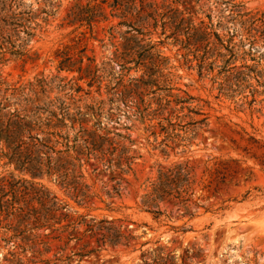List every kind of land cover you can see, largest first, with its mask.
I'll use <instances>...</instances> for the list:
<instances>
[{
  "label": "rangeland",
  "instance_id": "obj_1",
  "mask_svg": "<svg viewBox=\"0 0 264 264\" xmlns=\"http://www.w3.org/2000/svg\"><path fill=\"white\" fill-rule=\"evenodd\" d=\"M90 1L54 0L57 13L47 24L39 21L27 55L0 57V104L4 113L19 111L21 124L36 128L68 124L72 136L82 128L130 136L133 171L95 172L92 161L84 169L91 198L81 202L56 175L34 177L0 153V200L11 208L41 210L46 188L48 207L63 204L69 222L123 219L131 222L135 240L103 247L94 242L96 251L85 254L90 250H81L89 242L85 227L73 232L62 228L68 222L53 219L33 230L0 203V264H264V0H153L161 8L139 17L132 13L131 26L125 7L108 4L106 17L95 10L93 29L79 19L70 24L72 10L97 3ZM26 2L39 7L36 0ZM172 9L207 27L211 36L190 42V25L172 24ZM142 23L155 26L151 36L143 37ZM133 34L137 38L131 40ZM131 47L140 58L161 61L176 94L196 99L194 106L205 116H194L208 118L209 126H200L193 144H171L163 153L164 135L155 138L150 129L157 121L143 122L114 101L117 80L109 74L121 72L112 62ZM83 49L104 68L100 80L80 81L77 71L60 70L65 53L75 61ZM88 64L85 58L84 67ZM239 72H245L242 81ZM126 75L127 81L142 71ZM78 86L83 90L76 92ZM0 150L7 152L4 139ZM184 161L192 163L200 181L190 214L164 203V215L155 219L144 211L142 197L161 166Z\"/></svg>",
  "mask_w": 264,
  "mask_h": 264
},
{
  "label": "trees",
  "instance_id": "obj_2",
  "mask_svg": "<svg viewBox=\"0 0 264 264\" xmlns=\"http://www.w3.org/2000/svg\"><path fill=\"white\" fill-rule=\"evenodd\" d=\"M39 7L35 8L33 3L26 0H0V57L4 60L7 55L23 57L27 55L26 47L32 38L36 37L35 31L41 28L42 23L47 24L51 17H54L57 10L54 8V0H36ZM97 2L96 5L87 7L77 5L69 14L74 23L79 19L82 23L93 29L96 23L95 10L100 8V16L106 17L105 5H110L113 9L119 6L125 7V19L130 21V26L135 25L132 13L141 16L147 9L161 8L153 0H91ZM165 7V6H164ZM170 8V6H168ZM166 6V8H168ZM174 15L169 19L178 22V25L188 24L189 41L201 44L207 41L211 32L207 27L195 25L191 17H186L185 13L172 9ZM169 25H172L168 23ZM156 25H158L156 23ZM144 36H151V27L154 25L141 24ZM137 38L133 34L131 40ZM86 49L81 51V58L73 60L69 53L64 54V60L60 64L61 71H77L81 74L80 81L85 78L100 80L104 68L96 65V60L87 56ZM87 58L89 64L84 67V59ZM120 65L121 74L113 75L117 80V87L113 93L114 101L124 104L126 108L135 111L141 121H157L150 126L152 135H164V140L160 143L162 152L167 154L168 149H173V145H183L187 147L193 144V140L198 134L200 126L207 124L208 118L196 120L195 116H205V114L194 106L196 99L186 94L180 96L176 94L172 87V80L165 74L159 59L153 57L140 58L134 48H125L124 52L114 62ZM204 63V62H203ZM204 65V64H201ZM117 67V66H116ZM115 70V68L112 67ZM136 69L142 71L140 77H132L126 81V74ZM257 75H263V71ZM245 72L236 74L237 80L242 81ZM230 78V76H228ZM43 83V82H42ZM44 85H46L44 81ZM44 85H41L43 88ZM91 86V84H89ZM78 86L77 91H82ZM154 95V96H152ZM152 96V97H150ZM150 99L147 100L146 98ZM0 104V139H4L7 152L0 150V153L15 163L20 170L30 172L34 177L56 175L60 185L72 191L81 202L91 198L90 186L86 183L84 169L92 161L94 171L119 172L125 175L133 171V159L130 155L131 144L130 136L121 133L100 130H89L82 128L74 136L70 133L68 124H41L36 128L29 124H21L22 118L19 111L4 113L6 110ZM195 115V116H194ZM133 117V116H132ZM64 122L63 119L59 120ZM74 125V124H73ZM36 132V135L33 133ZM101 132V133H100ZM28 135V137L26 136ZM27 137V140L24 139ZM124 179L117 182L119 187L114 188L119 194L120 186ZM200 181L196 168L190 161L176 162L169 166H161L157 176L152 181L150 187L142 197V207L145 212L154 215L155 219L164 215L161 205L171 203L178 206L179 210L185 209V214H190V205L193 203L196 189ZM212 185V182L210 183ZM211 186H208L210 188ZM41 202V210L32 207H13L6 206L3 200L1 205L5 210L12 211L13 216L20 219L22 223L31 229H36L43 224L49 223L53 219L63 225V229L72 228L73 232H78V228L85 227L84 235L88 236L87 242L81 250L90 254L96 251L93 247L95 242L99 247L106 245L119 246L131 243L135 240L134 230L130 228V221L123 219H102L91 218L86 222L81 217L79 222H69V215L65 212L63 204L50 203L49 192L46 188ZM81 240V239H78ZM81 256H84L83 254Z\"/></svg>",
  "mask_w": 264,
  "mask_h": 264
}]
</instances>
